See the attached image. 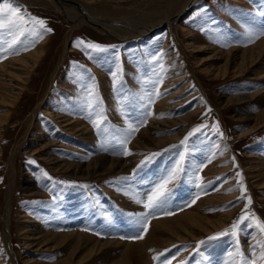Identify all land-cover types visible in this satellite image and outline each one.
<instances>
[{"label": "rangeland", "instance_id": "374dc122", "mask_svg": "<svg viewBox=\"0 0 264 264\" xmlns=\"http://www.w3.org/2000/svg\"><path fill=\"white\" fill-rule=\"evenodd\" d=\"M83 1L98 3L101 0H77L79 4ZM109 1L122 6L119 13L111 16L127 18V23L130 21L129 24L135 25L150 18L167 0ZM17 3L22 10L44 19L52 32L43 35L42 39L30 37L23 40V44L15 45L6 53L0 51L1 62L22 56L39 46L45 48L17 102L13 105L0 102V113L8 112L7 118L0 122V178H3L0 182V264H25L26 259L34 260L33 264H50L67 256L64 248L36 251V246L27 247L29 241L21 235L22 225L45 232H67L77 228L99 240L129 243L141 239L128 237L142 234L144 238L152 220L172 218L191 209L199 200L204 205L207 197L214 199L205 205L204 214L212 218L225 216L226 223L210 234L201 233L197 239L176 240L151 254V262L157 264L153 256L169 249L165 255L169 259L175 257L172 264L181 261L184 264H230L229 253L235 251L237 238L229 235L203 245L197 242L228 228L239 218L247 205V199H238L242 195L251 196L252 204L248 205V210L264 220V188H259L249 171L251 161L264 163V126L245 138L242 136L256 124L261 114L264 115V92L261 93L264 90V61L256 66L255 73L248 71L241 76L231 74L226 78L219 74L220 77L214 79L203 73L197 63V59L209 56V53L195 52L192 55L185 44V35L190 30L201 42L222 50L250 47L255 42L249 43L245 38L246 26L264 23V17L259 15L264 12V0H199L177 19L167 20L157 30L125 40L88 24L73 22L47 1L17 0ZM89 4L97 7L96 3ZM78 39L116 47H109L105 52H92L89 56L83 46H76ZM33 40H36L34 45ZM213 61L214 65H219L225 60ZM117 65L122 69L119 75L123 89L119 94L120 84H113L110 73ZM259 71L263 76L258 75ZM179 74H183L182 80L176 83ZM161 80L162 83H158ZM93 87L102 97L107 116L103 135L86 118V97ZM155 90L161 95H152L154 102L145 107L147 96ZM178 90L183 92L168 104H180L171 109L159 106L161 99ZM132 95L140 98L138 107L135 112L126 113L122 101L125 96ZM146 112L152 113L147 117V124L126 146L132 154H116L124 149L114 137L122 138V130L128 128L130 120L143 119ZM68 116L81 119L90 134L83 136L81 132L67 130L61 121ZM165 117L170 121L184 119L186 124L171 123L157 133L150 131V138L176 135L175 138L153 148L139 142L136 143L138 146L132 144L143 130L150 128L154 119ZM217 122L220 132L214 127ZM200 125L207 127L195 132L185 145H181L185 136ZM150 138L141 141L148 144L152 141ZM42 147V152L34 153ZM152 153L159 155L137 169L145 156ZM100 154L129 163L128 172L117 169L106 175L77 179L69 176L71 171L69 173L61 167L56 170L50 163L51 158L58 156L67 162L86 165ZM180 155L185 157V173L169 185L173 188L171 197L146 222H138L140 218L134 214L147 210L133 196L139 194L143 198L160 176L176 164ZM31 160L36 163H30ZM134 169L137 171L133 176ZM238 174H242L246 193L238 188L241 183ZM122 177L132 178L119 179ZM197 177H202V181ZM27 179H32L29 188H26ZM221 195L230 198L221 200ZM193 200L195 202L191 203ZM142 227H147V231L141 233ZM33 235L42 234L30 236ZM261 240H264V234L258 229L241 225L238 245L246 256L259 257L261 249L257 245ZM115 250L106 247L99 254L86 252L89 259L82 264L95 261L109 264L123 253L120 249ZM258 264L264 262L258 260Z\"/></svg>", "mask_w": 264, "mask_h": 264}, {"label": "bare ground", "instance_id": "6f19581e", "mask_svg": "<svg viewBox=\"0 0 264 264\" xmlns=\"http://www.w3.org/2000/svg\"><path fill=\"white\" fill-rule=\"evenodd\" d=\"M44 1H47L54 5L61 13L65 14L73 22L88 24L98 31L108 32L113 36L115 35V37L118 39L125 40L144 36L149 32L157 30L158 28L165 25L166 22H168L167 20L177 19V17L181 16V14L189 10L194 5V2L197 3L199 0H167L166 2H164L165 5L163 4V6L159 2L162 7L157 8V11L155 10L150 18H146V20H143L141 23L135 25L129 24L130 21L127 23V18L124 19L123 17V19H117L116 17L111 16L110 14L112 13H119L122 6L116 5L109 0H99L100 2L98 3L95 1H83L82 4H79L77 0ZM89 3H96L97 7L93 8ZM160 4L158 5L160 6ZM201 41L202 40H200L199 38H195L190 30L187 31L185 35V44L190 50V53L192 55H194L195 52L209 53V56H201L199 59H197V63L199 66H201L200 68L202 69L203 73L207 74L208 77H213L214 79L220 77L219 74H222V77L226 78L231 74L233 76H241L245 73H248V71H250V73H255L256 66L260 62L264 61V36L257 39L255 41V44L251 45L250 47H233L228 50H222L217 47L206 45ZM44 52L45 48L43 46H39L31 51L28 50V52H25V54L22 56L13 57V59H8L0 62L1 103L13 105L15 102H17L24 88H26L25 84L29 81L30 72L40 61ZM219 58L224 59V63L214 65L215 62L213 60H217ZM258 73H260L258 75L263 76L261 75V73H263L262 71H259ZM182 75L183 74H179L176 76V83L182 80ZM182 92L183 90H178L172 94L167 95L165 98L160 100L159 106H161L162 108L163 106H166L164 108L171 109L174 105L180 104V102H177L174 105L168 103L173 97L175 98ZM263 92L264 90L261 93ZM257 95H260V93H258ZM67 115L68 114H65L64 116ZM7 116L8 112L0 113V122L6 119ZM169 121L170 118L166 117L154 119L152 124L149 125L150 130H143L139 138L135 139L136 141L134 140L132 144L134 146H138L139 144L145 147L152 146L151 148H153L154 146H162L168 140L175 138L176 135L175 137H164L162 139H155L154 137L150 138V131H152L153 133H157L171 123H174L176 125H181L184 123L186 124V121L184 119L172 120L170 121V123ZM61 123H63L64 127L71 132H81L83 136H88L90 134L89 129H87V125L84 124L81 119L74 116L62 119ZM163 126L165 127L163 128ZM262 126H264V115L261 114L256 124L252 126L250 130L246 131V133H243L242 136L244 137L250 135L253 132L258 131L260 128H262ZM146 138H150V140L152 139V141L148 144H144L141 140ZM137 142H139V144H136ZM43 149L44 147H42L40 150H35L34 153H39ZM57 157H53L50 159L51 162L49 161L54 165L53 168H56V170L59 167L65 168L67 172L69 171L70 173L71 171V173L69 174L70 177H75L77 179H89L96 176H102L108 173L116 172L117 169H120V172L125 173L128 172L130 166L129 163L124 162L121 159H109L106 155L103 154L94 157L86 165L85 163L80 162H67L65 161L66 159L63 160L59 159L60 157ZM249 171L251 173L253 181L259 186V188H264V163L260 161H251ZM31 181L32 179H27L26 182L28 184L26 188L32 186V184L30 183ZM220 198L221 200H228L230 196L223 197L221 195ZM213 199L214 198L212 197L204 198V201L206 202H204V205H201L199 200L191 209L187 211H181L172 218L163 217L161 219L158 218L152 220L145 237L141 240L129 243L119 240H99L90 233L81 231L79 229L76 230L77 228L75 230L72 229L67 232H54L55 230L53 232H45L42 229L28 228L26 225H22L20 227V230L21 235H23L24 238L29 241L27 242V247L36 246V251L37 249L41 250V248H44L46 250L64 248L67 251L66 257L50 264H82L87 261V258L90 255L94 253L99 254L101 251L106 249V247H114L116 248V250L120 249L123 252L122 253L120 251L122 254L117 255L116 260L114 259V261H111V263L109 264H152L150 255L162 249L163 247L171 245L176 240L182 241L189 239V237L197 239V237L200 236L201 233L210 234L213 230L220 229L226 223L225 216L220 215V217L212 218L204 214L203 210L205 205L211 203ZM37 233H41L42 235L30 236L31 234ZM86 252H89L90 255L89 253L86 254ZM76 258H78L77 261L75 260ZM33 262L35 261L26 259L25 264H33ZM93 264H97V262L95 261Z\"/></svg>", "mask_w": 264, "mask_h": 264}, {"label": "snow or ice", "instance_id": "6c2138e0", "mask_svg": "<svg viewBox=\"0 0 264 264\" xmlns=\"http://www.w3.org/2000/svg\"><path fill=\"white\" fill-rule=\"evenodd\" d=\"M200 11H204L201 9ZM197 15L200 13L197 12ZM259 15L264 17V12H260ZM47 22L39 17L32 15L26 10H22L21 6L17 3V0H0V51L8 52L13 49V47L17 44H23V40H27L30 37H35L37 40L42 39L43 35L52 32L51 28L46 27ZM261 36H264V23L260 25H256L255 23L248 24L246 26L245 38L249 43L255 42V40L259 39ZM23 38V39H22ZM36 40H33V45ZM6 45V47H4ZM76 46H83L86 53L91 56L92 52H105L109 47L115 48V45L106 46L96 42H85L83 39H78L76 41ZM27 50V48H25ZM118 56L119 53H116ZM158 59V58H157ZM75 63V62H74ZM122 71L119 65H117L115 71H111V76L113 78V84H120V88L117 89L118 94L121 89H123V84L121 82V77L119 73ZM158 83H162V80ZM152 95L159 96L161 93L158 90H155L153 93L147 96V104L145 107H150L154 102L152 100ZM138 98L135 95L125 96L122 101V106L125 107L126 113L135 112L138 107ZM86 111L87 117L92 123L93 127L100 132L102 135L106 131L103 127L107 123V116L105 115V109L102 103V97H99L96 93L95 87L88 92V96L86 97ZM210 111V109H209ZM152 115L151 112H146L143 114L144 118L140 119L137 117L136 119H131L127 129L122 130L124 132L123 137H114L117 143L121 146L123 151L116 153L122 155H131L132 153L127 150L126 146L130 143L133 136L139 131L141 127H144L147 124V117ZM94 117V118H93ZM128 116L126 115V119ZM207 127V125H200L197 128H194L192 132H189L184 140L180 143L181 145H185L188 141V138L192 136L195 132L200 131L201 128ZM217 132H220L219 122L214 126ZM223 135V133H220ZM103 147V145H102ZM170 147H176L175 145H171ZM107 150V149H105ZM163 151H167L164 149ZM159 155V153H152L150 155H146L145 159L137 165V169L144 166L145 164L151 162V160ZM184 155L179 156V160L176 164L165 171L163 175L154 183L153 187L149 192L143 194V198L139 197V194H135L133 198L137 203L143 204L144 208L147 210L144 213L134 214L140 218L138 222H146L150 215L154 212L159 211L165 202L171 197L173 193V188H170L169 185L173 184L175 181L181 178V174L185 173L184 168ZM30 163L35 164V160H31ZM202 167V166H201ZM137 169L133 170V176L136 174ZM200 170V169H197ZM44 175H47L45 172ZM240 175L241 183L238 184V188L242 191V193H246L247 189L243 185L242 174ZM132 177H122L119 179L128 180ZM3 178H0V182H2ZM197 179L202 181V177H197ZM65 183V182H62ZM198 198V197H197ZM238 199H247V205L244 210H242L241 215L237 220L231 223L228 228L224 230L214 233L212 236L207 237L205 240L198 241L199 245L206 244L210 241L217 240L221 237L232 236L237 238V247L234 252L229 253V256L232 258L230 260V264H258V260L264 262V240L258 242L257 247L261 249L259 253V257L250 258L245 255L244 251L240 249L238 245V234L241 229V225L243 224L245 227H255L258 229L259 233L264 234V220H261L258 216L248 210V205L252 204L251 196H241ZM193 200L191 203H194ZM172 214V213H166ZM147 227L141 228V233L146 232ZM99 235V233H97ZM123 238V237H122ZM130 239H142V234H137L133 237H128ZM175 247V246H174ZM169 249H165L163 252H160L153 256V259L157 261V264H172V260L175 257L169 259L165 253L169 252ZM253 257H255V251H253ZM180 264H184L183 261Z\"/></svg>", "mask_w": 264, "mask_h": 264}, {"label": "water", "instance_id": "95a60500", "mask_svg": "<svg viewBox=\"0 0 264 264\" xmlns=\"http://www.w3.org/2000/svg\"><path fill=\"white\" fill-rule=\"evenodd\" d=\"M194 3H195V2H194ZM192 4H193V3H192ZM192 4H191V5H192ZM136 38H138V37H136Z\"/></svg>", "mask_w": 264, "mask_h": 264}]
</instances>
